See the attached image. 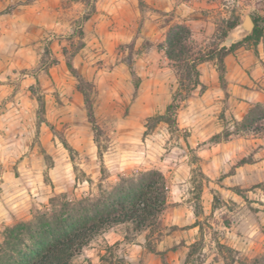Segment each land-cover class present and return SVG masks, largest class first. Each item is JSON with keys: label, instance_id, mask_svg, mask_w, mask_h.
I'll return each instance as SVG.
<instances>
[{"label": "rangeland", "instance_id": "374dc122", "mask_svg": "<svg viewBox=\"0 0 264 264\" xmlns=\"http://www.w3.org/2000/svg\"><path fill=\"white\" fill-rule=\"evenodd\" d=\"M98 1L0 0V240L4 227L59 208L60 201L96 200L121 177L155 169L167 187L158 223L142 231L117 223L145 231L148 254L134 264H239L263 253L264 136L236 131L235 121L264 101L229 100L210 60L217 80L192 90L177 111V128L161 122L146 133V118L164 111L177 86L175 63L165 53L168 28L188 25L174 10L145 0L114 1L110 9ZM208 1L214 6H200V17L190 18L205 22H194L201 31L200 39L192 37L194 50L210 48L223 21L239 16L240 22L245 13L264 31V0ZM244 37L234 27L221 45ZM251 43L232 53L230 64L257 57ZM68 62L91 84L102 159ZM255 88L264 92L259 82ZM228 142L232 155L208 176L200 146ZM242 158L247 162L237 165ZM114 225L94 235L72 264H126L125 245L101 238Z\"/></svg>", "mask_w": 264, "mask_h": 264}, {"label": "trees", "instance_id": "16d2710c", "mask_svg": "<svg viewBox=\"0 0 264 264\" xmlns=\"http://www.w3.org/2000/svg\"><path fill=\"white\" fill-rule=\"evenodd\" d=\"M90 14L82 17L87 20ZM255 27L252 34L230 45H221L228 30L239 22V16L226 19L223 28H218V42H213L207 50H194L192 35L188 26L174 24L166 34V56L175 63L178 73L177 86L170 102L162 113L146 118V133L158 123H165L170 130L177 128L176 115L184 102L200 82L199 65L216 60L219 81L225 88V58L239 47L251 41L256 48L263 33L258 19L253 17ZM72 74L77 75L70 62ZM78 76V75H77ZM79 91L83 96L86 118L92 126L98 157L102 159L101 129L97 124L91 97V84L79 77ZM138 83L135 84L137 87ZM236 131L264 136V103L250 106L240 121H235ZM65 148L72 150L65 141ZM247 162L238 160L237 165ZM201 188V183H200ZM167 187L162 173L155 169L140 171L130 177H121L111 190L97 198L88 197L76 201L63 200L59 208L40 211L32 219L17 221L4 227L0 240V264H72L73 257L87 245L89 240L104 228L117 223L128 222L135 231L145 230L158 223V218L166 205ZM194 245H192L193 247ZM226 248L232 250L230 247ZM239 264H264V252L248 260H238Z\"/></svg>", "mask_w": 264, "mask_h": 264}, {"label": "crops", "instance_id": "0c3cea01", "mask_svg": "<svg viewBox=\"0 0 264 264\" xmlns=\"http://www.w3.org/2000/svg\"><path fill=\"white\" fill-rule=\"evenodd\" d=\"M101 0L98 1V3ZM117 6L124 3V0H103L101 6L111 8L113 2ZM148 4H152L157 8H161L164 11L174 10L178 17L185 18V22L189 26V29L192 33V37L200 39V27L205 22H200V18L196 21L190 20L191 17H200V6L204 8H211L214 6L213 1L208 0H145ZM194 22L199 24V28L194 25ZM201 23V24H200ZM193 24V25H192ZM260 41L257 44L258 56L249 59L248 63L243 61L234 64H230L228 61L229 54L225 58V78H226V87L227 91L230 94L229 100L234 99L235 96H241L245 98L248 102L264 101V92L257 90L255 88V83H260L264 85V31L263 35L260 37ZM207 62L200 64V82L201 84H208L211 80V83L216 82V68L214 66L207 67ZM248 103V104H249ZM243 115V112L240 113L239 117ZM243 144V143H242ZM243 146V145H242ZM217 147V148H216ZM218 147H223V153L218 152ZM230 150V151H229ZM231 150L233 151V143H217L210 146L204 147L200 146V166L203 171L208 175H215L217 171L222 170L220 164L221 159L226 155L231 156ZM241 150V149H240ZM251 164H259V161H255ZM123 226L125 230H123ZM129 225L125 224H116L102 233L103 242L111 245H125V257L126 264H134V261L137 260L143 254H148L145 250V231L143 232H132ZM127 229L131 230V233H128ZM175 234V233H174ZM174 234H168L166 237L170 238ZM164 239H160L157 244L156 250H162ZM150 254V253H149ZM156 255V254H155ZM158 255V254H157ZM155 259V258H154ZM160 258L156 257V262H159Z\"/></svg>", "mask_w": 264, "mask_h": 264}, {"label": "water", "instance_id": "95a60500", "mask_svg": "<svg viewBox=\"0 0 264 264\" xmlns=\"http://www.w3.org/2000/svg\"><path fill=\"white\" fill-rule=\"evenodd\" d=\"M235 27L246 36L252 34L254 29L252 17L248 13L243 14L240 22Z\"/></svg>", "mask_w": 264, "mask_h": 264}]
</instances>
